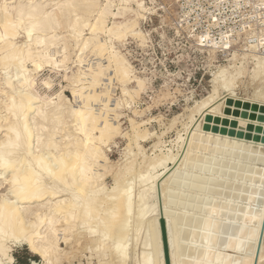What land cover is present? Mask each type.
Returning a JSON list of instances; mask_svg holds the SVG:
<instances>
[{
	"label": "bare ground",
	"instance_id": "6f19581e",
	"mask_svg": "<svg viewBox=\"0 0 264 264\" xmlns=\"http://www.w3.org/2000/svg\"><path fill=\"white\" fill-rule=\"evenodd\" d=\"M118 1L119 3H116V0H52L53 6H50V0H0V66L4 69H10L9 67H12L13 65V68H16L13 74H10V71L6 69L7 72H5L4 76L1 78L3 82L0 83V94L2 92L5 94H3L5 97L0 101L3 104L0 107L6 112L4 115H1L3 119L1 118L2 122H0V131L3 133L2 137H0V191L2 190L1 186L5 182L7 184L6 192L0 195V264H14L15 256L12 251L13 247L17 245L27 246L32 253L39 255L44 260V264H57L62 258V255H65L63 254L64 249L60 247V242L64 241L68 243L74 236V232L76 233L78 240L83 236H85L86 239L89 238V240L92 241V244L99 249V256L101 254H109L111 259L108 264H127L128 259L130 258V250L133 246V242L139 240L138 238L143 230V239L141 238L143 241L140 240L143 246L140 257L138 261H135V264H166L165 257L163 256L164 250L160 227V218L162 215L160 212L159 198V189L163 191L161 185L164 184V181L163 183L160 182L162 181L163 176L160 180L159 177L161 176L155 175L154 173L153 174L155 177H158L159 181H157V179V182L153 183L150 179L154 170L157 173V169L162 166L165 167L170 160L174 162V167H165L164 170H166V175H168L174 168L181 171L183 161L182 164L180 163L181 165H179V162H181L180 155H174L173 152L171 153L169 150L170 153L167 154H154V157L147 156L141 143L139 144V139H145L149 136L151 137L153 133L152 131H148V129H144V131L143 129L140 130V124L144 121L142 122L130 118L132 133H126L129 140V147L127 146L128 148L126 147L127 149H125V151H128L124 154V159L117 162L116 166H118V169L113 171L115 177L114 185L108 188L103 182L105 176L112 171L113 167V164H111L112 161L107 155L104 147L108 146L116 136L121 134L118 111L122 105H125V99L113 98L112 92L114 90V83L116 81L120 82L122 86V95L130 97L133 100L136 96L140 95V92L143 89H145V80L134 74L131 63L122 54L123 52L120 53L116 49L115 43L116 41H124L127 37L129 38V36L136 37V39L138 38L140 41L144 42L145 37L143 36L141 29H139L138 18H142V16L144 17L145 11H149L150 8L146 6L147 3L145 4V0ZM113 6H116V9ZM128 13L131 17L128 16ZM109 17L115 19L111 25L108 24ZM61 26L67 27L71 30L68 32L70 33L68 37H70L69 40L73 39L75 42L74 44H76L73 48H77L76 61H79V69L70 76L66 75V78L72 84L71 89L74 93V97L78 99V105L67 104L68 102L66 103L62 93H57L58 99L55 100V98L50 95L41 94L36 88V74L39 71L47 66L60 68L61 66H65L69 59V40L64 41V38L62 40V36L60 37L59 34L56 33V30ZM86 28L90 35L86 36V34H84ZM22 33L25 40L22 44H18L17 39ZM101 34H104L106 37L104 36L103 38ZM62 41L64 42L61 44ZM251 45L254 47L255 44ZM257 46L258 45H256L254 49L259 48ZM53 47L59 48H57L58 50L56 51ZM56 52H62V58L58 59L56 57ZM84 52L85 59H83L82 56ZM88 53H90V55ZM235 56L236 54H234L233 58H235ZM257 56L253 57L256 58ZM260 57L259 59L258 57L256 58L258 61L254 62V66L251 69L239 67V65L237 66L231 62V67L229 66L230 64L225 65L230 68L222 67V71L219 70L221 74L223 73V77H220V79H224L223 82L219 84L217 81L213 85H216L213 87V92L208 94L209 96L206 95L204 99L202 97L201 99L203 100L194 106L195 108L193 109L198 115L196 121H198L201 127L202 122L206 120H213V122L217 120V123L219 122L218 120H220V117L224 120L223 114L225 115L230 112H226L229 109L226 107L228 110H225L224 106L229 101L230 103L227 104L233 102V99L231 98L236 94L238 82L243 75L247 74L253 78H261L263 80V88L258 89L261 92L264 91V57ZM107 67L110 68V71L106 75L103 71ZM219 71L217 75H220ZM212 80L214 79L212 78ZM131 82H136V86L130 88L129 84ZM43 83L47 87H51L50 80H44ZM225 92H227V94L229 93L228 97ZM260 95L262 96V94ZM126 102L127 105L130 104L128 99H126ZM262 103L261 100V103L259 102L258 104L259 107ZM223 109L225 110V113L223 112ZM255 111L256 110L253 112ZM256 112V115H263L264 117V109L262 110L259 108ZM191 113L193 115L195 114L193 112ZM192 114L191 118L193 117ZM69 118H71V124L74 127L73 131L75 132L70 133V131L68 132V129H66L68 134L65 133L62 135V133L60 134V130L62 127V129L65 128L64 125L69 122ZM190 121H192V119ZM220 122V126L216 128L214 127L216 129V131L214 130L215 132H213L214 143L207 147V149H204L206 146L204 143L205 146L203 147V151L209 150L220 152V150H218L220 144H217V142L220 141V137H225L227 135V128L230 129V127L224 125V122ZM258 122L259 125L264 126V121L258 119ZM214 123L210 124L216 126L217 123H215V125ZM210 124H206V126L208 127L209 125L210 127ZM225 124L227 123L225 122ZM249 125H251V123ZM195 126V130L200 127H197L196 124ZM203 126L204 128L206 127L204 124ZM213 126L211 129H214ZM220 128L225 130L226 133H220ZM209 129L210 128H207L208 132ZM201 130L199 129V132H201ZM243 130L245 129L243 128ZM209 133H211V131ZM195 137L196 136L193 138ZM230 137H232V141L235 139L233 136ZM181 138L182 137L180 136L179 139ZM227 138L228 137H225V139ZM228 139L231 140V138ZM232 141H229V143H232ZM243 141L241 145L243 144L244 146L248 144H262V142H260L261 140L256 142L251 139L244 143ZM223 144H225V142ZM135 145V149L137 150L135 151L139 155H142V164L136 161L137 159H133V157H138L136 152V157L132 155ZM201 145L203 146V143H201L200 146ZM183 153L185 152L183 151ZM248 156L250 157V155ZM240 157L248 159V157L242 155ZM187 162L182 167V170L184 171L185 169L183 168H186L185 166H190V163H192L189 162L187 165ZM137 163L140 164V167H137ZM233 165H235V163ZM227 173L226 175H231V171L230 173ZM177 174L179 176L181 174L184 175V173ZM166 175H164L163 180L167 177ZM220 175L222 176V174ZM154 179L153 181H155ZM244 179L246 180V177H244ZM257 180L258 179L256 178L254 181ZM179 181H181V179ZM259 181H263V179ZM179 183L181 182H178V184ZM227 183L230 187V184H233V181ZM242 183L243 182L241 181V184ZM234 184L239 185V183ZM241 184L240 186L243 187L247 185L246 183H243L246 185ZM192 185L194 186L195 184ZM191 186L190 189L192 190ZM196 186L193 188L194 191H192L197 193V191H195V189L198 190ZM251 186L252 185H250V187ZM253 186L251 188V193L249 192L250 194L248 195L253 194V190L255 189ZM256 189L258 188L256 187ZM227 190L223 191V193H225L224 195L230 194L226 193ZM162 193H164V191ZM165 194H167L166 191ZM246 195L247 194H245V196H240L242 199L243 197L245 199ZM220 197H222V195ZM237 197H239V195ZM164 198H167V196ZM252 198H254V196H252ZM242 199L240 201H242ZM249 200H251V198ZM235 202L234 204H236ZM163 203L162 212L167 221L171 264H196V261L199 259L198 256V259H193V257H196L198 254L197 252V254L195 253L196 255H193V251H197L195 250L197 244H194L196 240H194V242L192 241L193 244H191L192 242H189L188 248L184 249L185 242L181 241L183 240V236L182 234L180 235L182 230L179 231V228L182 227V223H184L183 221L188 219V216L185 215L186 217H181L177 215L176 217L169 210L168 199H164ZM238 204H236L237 208ZM183 205L181 204L180 206L182 207ZM221 205L219 206L217 204L216 206H210V209L212 208V215H210L211 212L209 215L207 212V215L205 214L207 218L203 217L204 220L203 218L202 220L201 218H198L199 215L196 216V214L189 217L193 221L192 224L200 227V230H202L199 231V228L196 230H193L191 227V229L188 228V230H191V232L189 231L190 233L187 238L189 241H191V239L193 240V237H199L201 235L202 242H199L201 243L202 252H199V256L205 252L211 251L214 244L221 239L223 240L222 237H225V233L228 232L229 236L231 233H229L230 231H228V229L231 230L232 227H235L237 225L236 223L239 222L238 219H240V222L243 220V217H241V219L240 216H244L246 207H244L242 213L238 212L237 214H234L231 212L233 203L227 207L229 211L227 210L225 203V209L229 213L224 219V227L227 229V232L224 231L225 229L221 228L223 222L221 221V224H219V230L220 232L221 230L224 232H222L221 235H216L217 230L216 233L213 230L214 227H217L215 220L216 216H218V214L222 212L221 209H223V206L221 207ZM234 207L236 208L235 205ZM218 208H220V210ZM262 209H260L259 212ZM259 215H262V213H259ZM209 216L212 217L209 218ZM255 216L257 215L255 214ZM219 217L222 219L225 216L223 217L222 214H219ZM258 217L261 222L262 216ZM258 217L256 218L257 220H259ZM220 218L218 219L217 217L218 222H220ZM247 218L250 217L248 216ZM190 222L188 223L190 224ZM249 222L250 221L247 222V225H249ZM256 222L254 225L259 223ZM234 223L235 226H233ZM251 223L253 222L251 221L250 224ZM240 224L238 223V225ZM216 229H218V227ZM252 230L253 229H251V232L248 230L250 233L247 234H252ZM131 231L135 232L132 234V238H130ZM250 237H256V235ZM251 239L252 238H250V241H252ZM224 240H226V238H224ZM77 242V244H80L79 241ZM242 242L243 244H245L244 242L247 243L245 246L253 243H248L245 240L241 241L240 244H242ZM190 244L196 245L195 247L192 246V249L194 248V250L191 249ZM237 244L235 243V247H239ZM136 245H138V243ZM198 246L200 247V245ZM137 247L138 246H136V248ZM254 247L256 248V246ZM230 248H228L229 250H227V252L233 250V248ZM224 249H227L226 245H224ZM240 249L238 251H240ZM185 250L188 251H186L187 253L192 250V254L189 253L192 258L187 259L184 257ZM238 251L236 248L235 252ZM246 252L248 253V251ZM205 254V258L207 262H209L208 257H206L207 253ZM251 255H249L250 258L248 257L247 259L254 261L255 251L253 254L254 256ZM262 256H264V248L263 250L262 248L260 250V254L257 258L258 261L262 259ZM134 257L136 258V256ZM228 258H230V256ZM244 258L245 257L242 258V261H244Z\"/></svg>",
	"mask_w": 264,
	"mask_h": 264
},
{
	"label": "rangeland",
	"instance_id": "374dc122",
	"mask_svg": "<svg viewBox=\"0 0 264 264\" xmlns=\"http://www.w3.org/2000/svg\"><path fill=\"white\" fill-rule=\"evenodd\" d=\"M50 2H51L50 6H53L52 0H50ZM116 3H119V1L116 0ZM145 4L150 9L147 12L145 11V13L143 12L145 14V16H144L145 18L143 16H142V18H140V17L138 18L139 29H141L142 34L145 37L144 42L140 41V39H138V38L136 39V37L129 36V38L127 37L126 40L120 41V42L116 41L117 44L115 43L116 49L120 53L123 52L122 54L131 63V65L133 67L134 74L139 76V77H142L145 80V84H144L145 89H143L140 92V95L136 96L133 100L130 97L122 95V86H121L120 82L116 81L114 83V90L112 92V96L115 99H122V98L125 99L124 100L125 105H122V107L118 111V113H119V119L118 120L120 122L121 134L116 136L113 139V141L110 144H108V146L104 147L107 155L109 156V158L112 161L111 164H113V167H112V171L109 172L108 175L105 176L103 182L105 183V185L108 188H110L114 185L115 177L113 175V171L118 169V166H116L117 162L122 161L124 159L123 158L124 154L127 153L126 151H128V150L125 151V149H127L129 147L128 146L129 140H128V136L126 133H128V134L132 133V130H131L132 125L130 122V118H134V119H136L138 121H142V122L144 121L142 124H140V130L143 129V131H144V129H148V131H152V133H153V135L151 137L149 136L150 138L146 137L145 139L144 138L139 139V144L141 143V146L145 150L144 152L147 156L154 157L153 156L154 154L163 155V154L170 153V151H171V153L173 152L174 155H180V161L181 162H179V165H181L182 161H183V165H181L182 167L186 164L187 161H188L187 165L189 164V162H192V163H190V166H188V167L185 166L187 169L183 168V169H185V171L182 170L181 166H180L181 171L178 170L177 168L172 169V171L168 174L170 176L169 177L168 175H166V173H165L166 170H164V169H165V167H171L172 168V166L174 165V162L170 160L166 164L165 167L162 166V167L158 168L157 173L155 170H154L155 172L154 171L152 172L153 178L151 177L150 181H152L154 183V182L159 181V179L162 178V176H163V178H164V175L167 176V177L165 176L166 180L165 179L163 180V178H162V181H160L162 183L164 181V184L161 185L164 188V189L162 188L164 193H162L163 191H161V189H159L160 212L163 211V205H164L163 200L168 199V202H169L168 207H169V210L171 211L172 214H174L176 217H177V215H179L181 217L185 216V215L188 216V219H185L183 221L184 223H182V225H181L182 227L179 228V231L182 230L180 232V235L182 234L183 238L182 237L181 238L184 240V241L183 240H181V241L185 242L184 249L188 248L189 242H192V241L194 242V240H196L194 244H197V247L195 248V250H197V251H193V255H196L198 252L196 257L195 256L193 257V259L195 258V260L198 259L197 256L199 257V259L196 261V264H199V263L204 264V262H205V264H255V262L257 264H264V258H263L264 256H262L261 257L262 259L258 261L257 258L259 255L257 256V254H256L260 230H261L260 226H262V222L264 220V182H263L264 181V146H263L264 145V130H263L264 126L259 125V122H258V119L260 121H264V117H263V115H260L261 117L256 115V113H257L256 111L259 108L262 110L264 109L263 108L264 107L263 106L264 105V99H263V95H264L263 92L264 91L261 92L258 89V88H263V84H262L263 80L261 78H253L247 74L243 75V77H241L242 79L240 78V80L238 82L237 89H236V94L234 95L235 98H234V96L231 98V99H233V102L231 100V102L233 104L232 103L227 104V103H230V101H229L226 103L227 105L225 104V106H224L225 110L229 109L226 112H229V111L230 112L228 114L226 113L225 115L223 114L224 120L221 117L219 118L220 120H218L219 122L220 121L224 122L225 126L227 125V127H230V129L227 128L228 129L227 130L228 136L226 135L225 137L231 138V140L228 138L225 139L224 136H222L223 139H222V137L219 138L220 141L219 140L218 141L220 143L217 142V144H220L218 146V150H220V152L219 151L218 152L217 151H209V150H207L208 151L207 152L206 150L205 151H203V150L205 148L207 149V147H209L210 145H212L214 143V141H213V134L214 133L213 132H215L216 131L215 128L220 126L222 123L221 122H220L221 124L219 122L217 123L216 122L217 120H215L214 122L217 123V125L213 126L212 124H210V123H214L213 120H211L212 122L206 120V121L202 122V124H201L203 127L202 128L200 126V124L198 123V121H196L197 120L196 117H198V115L193 111V109L195 108L194 106H196L198 103H200V101H202L206 95L209 96L208 94H211V92H213V90H214L213 87L216 86V85L215 86H213V85L217 81L219 84H221V82H223L224 79H220V77H223L222 76L223 73L221 74V72H220V71H222V69H221L222 67L230 68L232 66L231 65V62H232V63L236 64L237 66L239 65V67H246V68L251 69L254 66V62L258 61L260 56H262L260 58L264 57V0H229L228 2L220 3L218 5L213 3L211 6L209 4V0H189L188 4L186 5L185 8L187 11H190V16L187 14L188 16H186V17H184V16L181 17L184 8H182V4H181L180 0H153V1L152 0H145ZM113 7L116 9V6H113ZM150 12H153V13H150ZM128 16L131 17V15L129 13H128ZM182 18L184 20L180 21V19H182ZM114 20H115L114 18L109 17L108 24L111 25ZM60 28H61V30H60ZM65 31H67V32H65ZM70 31L71 30L68 29L67 27L61 26V27H59L58 30H56V33H58L60 37L62 36L61 37L62 40L64 38V41H68L70 38V37H68L70 34L68 32H70ZM204 32H209V33L203 34ZM84 34H86V36L90 35L87 28L85 29ZM64 35H65V37H64ZM101 36L104 38L105 35L101 34ZM206 38H208V40H206L205 43H209L210 45H206V44L202 43V40H204ZM24 40H25V37L22 33L19 36V38L17 39L18 44H22L24 42ZM64 41H62L61 44ZM256 42H257V44H256ZM69 43H70V47L68 49L69 59L66 62L67 66L66 65L61 66L60 68H52L50 66H47V67L43 68L41 71H39L36 74V77H37L36 78L37 79L36 88L41 94L50 95V96L54 97L55 100L58 99L57 95L62 93L64 100L66 101V103L68 102L67 104L78 105V103H79L78 99L74 97V93L72 92V89H71L72 84L66 78V75L70 76L79 69V61H76L77 60V56H76V49L77 48L76 47L73 48L76 44H74L75 42L73 39H70ZM259 43H261V44H259ZM251 44H253V45L255 44L254 47ZM225 45H227V46H225ZM256 45H258L257 47H259V48L256 47L258 50L254 49ZM57 48H59V47H53V49H55L56 51L58 50ZM88 54L90 55V53H88ZM234 54H236L235 58H233ZM62 55H63L62 52H56V57L58 59L62 58ZM82 56H83V59H85V52ZM253 56H257L258 59L256 60L257 57L255 58ZM225 65H229L230 67L229 66L226 67ZM13 67L14 66L12 65V67L11 66L9 67L10 69L6 68L8 71H10V74H13V72L16 70V68H13ZM219 67H220V69H219ZM30 68H32V67H30ZM0 69H1L0 70V79H1L4 76V73L7 72V70L4 68H1V66H0ZM109 71H110V68L107 67L106 69H104L103 73H105L107 75L109 73ZM218 71H219L220 75L219 74L217 75ZM213 72H214L215 76H214ZM212 78L214 80H212ZM215 79H216V81H215ZM44 80H50L51 81V87L50 88L47 87L43 83ZM2 82L3 81L1 79L0 83H2ZM219 84H217V85H219ZM135 86H136V82H131L129 84L130 88H133ZM227 91H228V89H227ZM3 94H4L3 92L0 94V101L2 100V98L5 97L4 96L5 94L4 95ZM225 94L228 97L229 93L227 94V92H225ZM260 94H262V96ZM257 95H258V98H257ZM202 97H203V99H201ZM126 99H128V101L130 103L129 105H127ZM260 99L262 100L263 103L259 107L258 104H259V102L261 103ZM2 105L3 104L0 102V106H2ZM226 107H228V109H226ZM1 108L2 107H0V111H1L0 112V122H2V119H3L1 117V115H4L6 113L3 111L4 109L2 110ZM224 109H223V112L225 111ZM253 109L256 111L253 112L254 111ZM191 112L195 113L196 115L195 114L193 115ZM252 113H254V114H252ZM191 114L196 119L193 117L191 118ZM250 115L252 116L253 120L251 119ZM189 118H191L192 121H190L191 119H189ZM247 118L248 119L250 118V119L248 120ZM68 120H69V122L66 125H64L65 130L62 129L63 127L60 130V134L62 133V135L65 133L68 134L69 131H70V133L75 132V131H73L74 127L71 124L72 123L71 118H69ZM254 120H256V121H254ZM205 122H206V124H210V127H209V125L207 127ZM225 122L227 124H225ZM256 122H258V123H256ZM186 123L187 124L189 123V124L187 125ZM215 123H214V125H215ZM250 123H251V125H249ZM195 124L197 125V127L200 126L196 130H195V127H196ZM203 124L206 126L205 128H204ZM211 125L213 126V128L214 127L215 128L211 129L212 128ZM260 127L263 129H261ZM201 128H202V130H201ZM207 128H210L209 132L211 131V133H209L207 131ZM243 128L245 130H243ZM259 128H260V130H259ZM66 129H68L67 130L68 132H66ZM199 129L201 130V132H199ZM62 130H63V132H62ZM219 130H220V133H223V134L226 133V131L223 130L222 128H220ZM145 131H147V130H145ZM0 133H1V131H0ZM123 133H124V135H123ZM2 135H3V133L0 134V137H2ZM180 136L182 137L181 139H179ZM194 136H196L195 137L196 139L193 138ZM230 136H233V138H235V139H233L234 143L232 141V137H230ZM236 136H237V138H236ZM192 138H193V140H192ZM221 139H222V141H221ZM251 139L256 141V142L257 141L259 142L261 140L260 142H262V144H260V145L259 144H250L251 147L249 144L245 145V146L243 144L241 145L243 140H244L243 141V143H244L245 141L247 142V140L250 141ZM226 140H228V141H226ZM159 141H160V143H159ZM229 141H232V143L230 142L231 145H230ZM189 142H190V144H189ZM224 142H225V144H223ZM201 143H203V146L202 145L200 146ZM204 143L206 144V146L204 145ZM227 143H229V144H227ZM158 144H160V145H158ZM199 147L202 149H200ZM203 147H204V149H203ZM135 148H136V145L133 149L134 152L132 151V155H134L136 157L135 152L137 150ZM249 148H250V150H249ZM228 150H229V152H228ZM183 151L185 153H183ZM245 153H247V154H245ZM136 154H138V153L136 152ZM213 154H215V155H213ZM221 154H222V156H221ZM224 154H226V155H224ZM228 154H229V156H228ZM244 154L247 156H245ZM241 155L244 157H248V159L246 158L247 159L246 160L243 157H240ZM248 155H250V157ZM254 155L255 156L257 155V156L255 157ZM137 156L138 157H136V158H134L133 156H131V157H133V159H137L136 161H138L139 163L142 164V155L138 154ZM181 156H182V159H181ZM242 158H243V160H242ZM237 160H239V161H237ZM194 161H196V162H194ZM208 161H209V163H208ZM172 162H173V164H172ZM184 162H185V164H184ZM232 162H233V164L235 163V165H233ZM220 165H221V167H220ZM137 167H140V164L137 163ZM251 167L253 170L251 169ZM160 169H161V171H160ZM224 171H225V173H224ZM227 171H228V173H230V171H231V175H226ZM237 171H238V173H237ZM232 172H234V173H232ZM153 173L155 175H159L161 177H159V179H158V177L156 176L157 177L156 178ZM161 173H163V174H161ZM177 173H179V174L184 173V175L181 174L179 176ZM170 174H172V175H170ZM220 174H222V176ZM223 174L229 178H226ZM243 175H244V177H246L247 181L244 179ZM247 175L250 177H248ZM176 176H178V177H176ZM154 177H155V179H154ZM198 177L199 178L201 177V178L199 179ZM255 177L258 179L257 181H254L256 179ZM206 178H210V179H206ZM225 178H226V180H225ZM247 178H249V179H247ZM153 179L155 181H153ZM180 179H181V181H179ZM193 179H194V181H193ZM228 179L229 180L231 179V180L229 181ZM240 179L243 183H246L247 185L243 184V183L241 184ZM262 179H263V181H259ZM165 181H166V184H165ZM226 181L229 183H231L233 181V184L239 183V185L234 184V186H233V184L231 183L230 184L231 188H230L229 185H227L228 183ZM178 182H181V183L178 184ZM208 182H209V185H208ZM204 183H205V185H204ZM256 183L257 184L260 183V184L258 186H256L257 185ZM192 184H195V185L193 186ZM240 184L246 185V186L243 187V186H240ZM196 185H198V186H196ZM236 185L239 187H237ZM250 185H252V186L254 185L253 187L255 188L253 190L252 195H248L252 191V189H251L252 186L250 187ZM5 186H6V188H5ZM190 186H191L192 190L196 186V188H198V190L195 189V191H197V193L193 192L194 190L192 191L190 189ZM226 186L229 188H227ZM235 187H237V188H235ZM256 187L258 189H256ZM1 188H2V190L0 191V195L5 193L7 190L6 182L1 186ZM225 188H227L228 190ZM225 190L228 191V192L226 191V193H230V194L224 195L225 193H223V191H225ZM165 191L167 194H165ZM217 191H218V194H217ZM229 191H231V192H229ZM233 191H234V193H233ZM219 193H220V195H219ZM235 193H237V194H235ZM245 194H247L248 196L246 195V198L244 199V197H243V199H242V197L240 195L245 196ZM165 195L167 196V198H164V197H166ZM221 195H222V197H220ZM238 195L240 198L237 197ZM252 196H254V198H252ZM225 197H227V198H225ZM249 197L251 198V200H249L250 199ZM259 197H261V198H259ZM233 199H234V201H233ZM241 199H242V201H240ZM217 200H218V202H217ZM234 202L236 204L239 203L238 208H237V205L234 204ZM221 203H222V205H221ZM225 203H226V208L233 203L231 212H233L234 214H237L238 212L242 213V211L244 210V207H246L244 216L243 215L240 216V218L243 217V220H241V222H240V219H238L239 218L238 217L237 219L239 220V222L236 221L237 222L236 226H235V223L233 224V226H235V227H232L233 230L231 227H230L231 230L228 229V231H230L229 233H231L229 236H228L227 229H225V227H224V219L226 218V215L228 216V214H229L228 208H227L228 211H226V209H225ZM240 203H241V205H240ZM181 204L182 205L184 204V205L181 207L180 206ZM213 204L215 206L217 204L219 206L221 205V207L223 206L222 207L223 209H221L222 212H220L219 214H222L223 217L225 216L222 219L220 218L221 215H220V217H219V214H218V216H216L215 220H216V226L218 227V229H216L217 227H214L213 231L216 233V230H217L216 235H218V234L221 235L222 232H224V231H226L227 233H225V237L224 236L222 237L223 240L221 239L220 241H218L216 244H214L212 246L211 251H208L210 253L205 252V253H207L206 257H208V261H209V262H207V260L205 258L206 254L204 252L203 253L205 255L202 254L203 255L202 256L200 253L201 256H199V252H202V247H201V243H200V242H202L201 237H200L201 235L199 237L198 236L193 237L194 239L193 240L191 239V241H189L187 239L189 236V233L191 232V230H190L191 228L193 230H196L197 228H199V231H202V230H200V227L194 226V224H192L193 221L189 217H191L193 214H196V216L199 215L198 218H201V220H202L203 217L204 218L206 217L205 214L207 215V212H208V215L210 214V212H211L210 215H212V208L210 209V206L211 207L214 206ZM234 205L236 206V208L234 207ZM246 205H248V206H246ZM218 209L220 210V208H218ZM224 209H225L226 213L224 212ZM260 209H262L263 211L261 210L259 212ZM234 211H236V212H234ZM256 212H258V213H256ZM259 213L260 214L262 213V215H259ZM255 214L257 216H255ZM246 216L247 217L249 216L250 218H247ZM258 216H260V217L262 216L261 222H260V219ZM210 217H212V216H209V218ZM217 217H218V219L220 218V222H218ZM257 217L259 220L256 219ZM204 218H203V220H204ZM190 220H191V222H190ZM187 221L190 222V224ZM221 221H223L221 228L225 229V230L224 231L221 230V232H220L219 224H221ZM246 221L247 222L252 221L253 223L250 224V222H249L248 223L249 225H247ZM255 222L256 223L259 222V223L254 225ZM238 223L239 224L241 223L240 224L241 226L238 225ZM243 224H244V226H243ZM258 225H260V226H258ZM188 228H190V229L188 230ZM251 229H253L252 230L253 233L247 234V233L251 232ZM143 231L140 234V236L138 235L139 240L138 241L135 240L133 242V246L130 250V258L128 259L127 264H135V261H138V259L140 257V253H141L142 246H143L142 242H141V241H143L142 240L143 239ZM130 233H131L130 238H132L133 237L132 234H134L135 232L131 231ZM73 234H74V236L71 238V240L68 243H66L64 241L60 242V247L62 249H64L63 254H65V255H62V258L60 259L59 262H57V264H82V263L83 264H89V262H90V264H108V262L111 259L109 254L106 253V254H101L99 256L98 255L99 249L96 248L92 244V241L89 240V238L86 239L85 236H83V237H81L80 240H78L76 233L74 232ZM245 234H247V235H245ZM253 234H255L256 237H250V236H255ZM227 236H228V238H227ZM196 238L198 239V242H197ZM224 238H226V240H224ZM246 238H248L249 241ZM250 238H252L251 239L252 241H250ZM242 239H245L248 243L249 242H251V243L253 242V243L245 246V244H247L246 242H244L245 244H243V242H242V244H240L241 241H245ZM77 241H79L80 244H77L78 243ZM193 242L191 244H193ZM137 243H138V245H136ZM235 243L236 244L238 243L237 245L239 247H235ZM262 244L263 245L261 248L263 250L264 239H263ZM87 245H88V247H87ZM198 245H200V247ZM224 245H226L227 249H224ZM136 246H138V247L136 248ZM192 246L195 247L196 245H191V249H192ZM254 246H256V248ZM230 247L233 248V250H232L233 252L232 251L227 252V250H229L228 248H230ZM242 247H244V248H242ZM236 248H237V251L240 248L242 250L240 249V251L235 252ZM252 249H253V251H252ZM192 250H194V248ZM192 250H191V252L189 251V253L192 254ZM186 251L187 250H185L184 257L187 259L192 258L191 255L189 253H187L188 251L187 252ZM246 251H248V253ZM254 251H255V260L253 261V260L247 259L249 257V255L254 254ZM12 253L15 256L14 264H19V261L17 260L16 255L20 258V260L22 261V262L21 261L20 262L23 264H25L28 261L30 262L31 260H32V262H30V264H44V262H43L44 260L39 255L32 253L27 248V246H25V245L14 246ZM247 254H248V256H247ZM259 254H260V252H259ZM102 255H104V256H102ZM29 256L32 258L29 259L28 258ZM134 256H136V258ZM229 256H230V258H228ZM243 257H245L244 261H242ZM228 259L229 260L231 259V260L229 261ZM245 259H246V261H245ZM201 260H202V263H201ZM81 261H82V263H81ZM238 262H240V263H238Z\"/></svg>",
	"mask_w": 264,
	"mask_h": 264
},
{
	"label": "water",
	"instance_id": "95a60500",
	"mask_svg": "<svg viewBox=\"0 0 264 264\" xmlns=\"http://www.w3.org/2000/svg\"><path fill=\"white\" fill-rule=\"evenodd\" d=\"M162 217L160 218V227H161V235H162V242H163V256L165 257V263L166 264H171V257H170V246H169V240H168V229H167V221L164 218L163 212H161ZM264 239V220L262 222L261 230H260V235H259V241H258V246L256 250L257 256L259 255V252L262 247ZM32 262V261H31ZM255 264H257L255 262Z\"/></svg>",
	"mask_w": 264,
	"mask_h": 264
},
{
	"label": "built area",
	"instance_id": "2783aa9c",
	"mask_svg": "<svg viewBox=\"0 0 264 264\" xmlns=\"http://www.w3.org/2000/svg\"><path fill=\"white\" fill-rule=\"evenodd\" d=\"M181 1V4H182V8H184L183 9V12H182V15H181V17H186V16H190V11H187L186 10V5L188 4V1L189 0H180ZM229 0H209V4H210V6L214 3V4H216V5H218V4H220V3H224V2H228ZM188 14V15H187ZM180 17V18H181ZM184 19L182 18V19H180V21H183ZM206 33H209V32H204L203 34H206ZM202 35V34H201ZM209 38V37H208ZM208 38H206V39H204V40H202V43H204V44H206V45H210L209 43H205V41L206 40H208ZM226 40V39H225ZM225 42V41H224ZM212 44V43H211Z\"/></svg>",
	"mask_w": 264,
	"mask_h": 264
},
{
	"label": "trees",
	"instance_id": "16d2710c",
	"mask_svg": "<svg viewBox=\"0 0 264 264\" xmlns=\"http://www.w3.org/2000/svg\"><path fill=\"white\" fill-rule=\"evenodd\" d=\"M16 258H17V260L19 261V264H23V263H21L22 261L20 260V258H19L17 255H16ZM28 258L30 259V258H32V257L29 256ZM20 261H21V262H20ZM25 264H30V262L28 261V262H26Z\"/></svg>",
	"mask_w": 264,
	"mask_h": 264
},
{
	"label": "crops",
	"instance_id": "0c3cea01",
	"mask_svg": "<svg viewBox=\"0 0 264 264\" xmlns=\"http://www.w3.org/2000/svg\"><path fill=\"white\" fill-rule=\"evenodd\" d=\"M31 261H32V260H31ZM31 261H30V262H31Z\"/></svg>",
	"mask_w": 264,
	"mask_h": 264
}]
</instances>
